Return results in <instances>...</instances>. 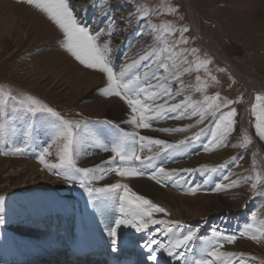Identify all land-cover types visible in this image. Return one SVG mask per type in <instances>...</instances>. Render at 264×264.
Wrapping results in <instances>:
<instances>
[{"label": "rangeland", "instance_id": "374dc122", "mask_svg": "<svg viewBox=\"0 0 264 264\" xmlns=\"http://www.w3.org/2000/svg\"><path fill=\"white\" fill-rule=\"evenodd\" d=\"M1 1L7 8L0 3V101H3L5 95L14 96L17 100L32 96L64 119L86 123L87 128L81 133L79 155L75 157L76 166L98 170L84 178L80 173L69 177L64 168L50 171L44 167L38 158L49 145H52L51 155L45 159L48 163H58L57 145L52 143L57 121L46 114L32 116L25 113L15 101L9 100L4 105V115L0 117V123L7 128L5 143L0 147V197H3L0 203V252H3L5 242L16 261L20 260L22 264H29L33 255L49 257L42 255L54 248L46 243V239L52 235L51 240H58L60 230L65 229L64 224H67L68 234L76 242L80 239L89 242L86 236L93 228L108 235L111 228L116 227V221L123 218L119 201V194L123 190H119L113 199L96 189L121 180L119 176L114 177L116 174L110 169L132 166L144 171V175L136 176L143 179H140L143 183L136 185L137 188L131 187L126 177L127 183L124 177L119 183L127 184L137 195L164 209L158 215L165 222L150 225L135 243L137 247L155 239L162 246L152 245L149 252L152 251L151 254L157 256L159 261L163 259L161 264H195L204 257L209 259L205 253L211 247L203 243L210 241L213 231H216L221 233V237H237L231 243L222 238H214L212 245L217 246V251L235 254L226 255L223 262L264 264V237L258 240L249 238L259 235L256 230L264 227V139L257 135V120L252 112V106L257 103L256 96L259 94L264 97V0H189L198 15L196 24L199 32H202L204 44L198 40L184 0H68L78 23L93 33H100L97 44H107L108 58L115 71L119 72L123 66L136 62L129 69L130 77L147 72L148 76L144 79L147 84L161 85L152 91L150 89V92L156 93L155 96L161 100L168 99L165 103L169 106L185 102L179 111L166 112L164 119L157 120V117L149 120V128H139L127 122L132 113L123 100L124 116L118 120L109 117L107 103L102 102L106 97L98 88V85L103 88L106 86V77L97 70L76 63L75 58L62 49L63 33L46 14L23 0ZM109 31L111 35L106 34ZM212 44L217 46L218 53L229 58L240 74L256 83L251 86L253 99L244 119L253 138L238 128L247 90L233 76L234 73L227 68L225 61L219 60L209 49ZM161 61L169 65V71L159 67ZM173 65L179 79L172 78ZM72 66L86 76H83L86 79L82 83L70 80V75L64 79L59 73H54L59 72L58 68L72 69ZM166 88H170L171 96L165 94ZM217 94L219 99L215 103L221 107L213 116L215 109L209 108V104L214 102L211 99L205 101V97L211 98ZM154 99L148 103L153 105ZM225 101L233 103L224 106ZM194 108L196 115H192ZM231 109H235L236 113L232 117L234 123L231 130L225 131L222 125L218 129L216 121L220 114ZM201 112L205 113L203 119ZM181 113H184L183 118H172ZM170 118L172 120L169 123ZM121 130L134 134L137 141L139 136H150L151 139L162 140L173 147L147 145L145 142L146 147L140 155L142 158L152 156L153 163L149 165L145 160L143 163L133 161L122 165L118 158V161L112 160L111 151L103 150L104 146L111 147L120 137ZM254 138L260 147L256 152ZM241 144L245 146L241 147ZM17 148L24 150L17 152ZM149 148L151 151H148ZM254 155L261 158L263 168L254 159ZM96 157L101 158L99 163ZM23 162H35L37 173L28 176L35 171L30 168L25 177L15 175L13 171H17ZM160 168L164 172H159ZM44 174L51 183L59 184L62 188H47ZM35 175H38L37 180L32 178ZM95 176H102L103 180L95 179ZM153 176L155 178H151ZM227 176L230 180L225 179ZM146 179H150V182ZM82 180L84 187H81ZM223 180L225 184L218 186ZM253 183H256L255 189L251 186ZM89 189L92 190L91 194ZM57 201H60V205ZM97 213L112 215L110 225L106 224L109 228L102 229L100 221L101 229L94 227L97 225L96 218L98 220L100 217ZM40 220L44 226H40ZM125 227L121 225L118 228L125 233ZM169 227L172 228L171 232L166 231ZM189 230L197 232L196 238L187 247L175 250L177 253L183 252L184 256L179 260L169 256L170 243ZM124 237H128V234H124ZM90 250L94 251L95 248ZM107 250H111V246ZM61 253L56 255L58 260L63 255ZM134 257L143 258L137 253ZM0 258V264H6L1 253ZM110 258L107 257L109 263L112 262ZM16 261L9 264H16Z\"/></svg>", "mask_w": 264, "mask_h": 264}, {"label": "snow or ice", "instance_id": "6c2138e0", "mask_svg": "<svg viewBox=\"0 0 264 264\" xmlns=\"http://www.w3.org/2000/svg\"><path fill=\"white\" fill-rule=\"evenodd\" d=\"M24 3L34 6L39 9L42 13L46 14L49 20H51L63 33L62 47L78 61L81 65L86 68L97 70L104 74L107 80V84L104 88L100 89L101 93L105 97L116 96L123 100L131 109V117L127 121L128 123L135 125L139 128H149V119L145 113L152 112L155 115H159L162 111H167L175 113L185 106V102L181 104H173L164 109L162 105L151 106L148 101L154 99L156 93L150 92V89L160 87L161 85H151L144 81V77L148 76L145 72L143 75L137 74L134 76H129V69L135 66L125 65L121 68L119 72L115 71L114 65L108 58L107 44L101 46L97 44V40L100 37V33H93L88 27L82 26L78 23L77 17L74 15L73 10L69 7L68 0H23ZM187 31V29H183ZM111 35V31L106 33ZM195 51V50H193ZM141 59H147V57H142ZM168 59H171L169 57ZM186 62V61H185ZM207 63V62H205ZM150 67V65H146ZM159 67L169 71V65L160 62ZM191 69H185V71H190ZM199 70V66L196 68ZM154 75V74H153ZM171 75L173 79H179V75L175 71V65L172 66ZM161 79V78H157ZM166 79V78H164ZM199 76L197 80L199 81ZM215 80V77H212ZM143 82V83H142ZM202 91V89H197ZM165 94L171 96L170 88H166ZM141 94H143V99H141ZM179 94V91L178 93ZM211 99L214 103L209 104V108L215 109L213 111V116L219 111L221 105L215 103L219 99L218 94L214 97H205V101ZM9 100L15 101L20 109L25 113L36 116L37 114L49 115L57 121L56 125V135L53 140V144L57 145L56 156L58 163H48L45 159L46 156L51 155L49 147L44 148L40 153L39 162L50 171L52 169L64 168L67 170L66 174L70 177L74 173H80L82 177L88 178L98 169L89 168H78L76 166L75 157L79 155V146L81 144V133L83 129L87 128V124L80 121L66 120L61 117L57 112H55L51 107L43 104L40 100L35 97L28 96L26 99L17 100L16 97L11 95H5L3 101H0V117L4 115V105L7 104ZM257 103L252 106V112L256 116V129L257 135L261 139H264V97L259 94L256 96ZM233 103V101H225L224 106ZM187 106L191 107V104ZM201 119H203L204 112H201ZM235 109H231L227 113H221L218 120L216 121V127L219 129L221 125L225 131H230L231 126L234 123L232 117L235 116ZM192 115H196L195 108L193 109ZM184 117V113L179 116H174L172 118L181 119ZM161 131H169V129H161ZM7 133L6 125L0 123V147L5 143V135ZM215 138V133L213 134ZM147 145L155 144L162 145L166 148L173 147L172 145H167L166 142L162 140H154L146 136H139V141L132 133H126L121 130L120 137L115 140L111 147L104 146V151H111L112 160L115 161L117 158L120 160L121 164L130 163L133 161H139L143 163L145 160L151 164L153 157L140 155ZM250 142V141H249ZM137 143H139V151L137 150ZM244 147V144L240 145ZM23 148H17V152H22ZM163 150V149H162ZM207 150V148L205 149ZM151 151V148L148 149ZM115 171V174L120 177L127 176H140L144 175V171L132 166H122L115 169H110ZM159 172H164L163 168L158 169ZM95 179H102V176H95ZM151 178H155L154 176ZM227 179V177H225ZM248 179V178H246ZM234 183V182H233ZM252 188H256V183H253ZM81 187H84L83 180L81 181ZM123 190L122 194H119L120 201V211L123 214V218L116 221V227L111 228L110 236L113 237L112 244L113 250L115 251V245L117 243V228L121 225L129 226L134 228L137 232L145 231L153 224H164L163 220L153 219V213L164 212V209L159 208L154 205L150 200L144 198L143 196L137 195L133 192L127 184L114 183L107 185L104 188L96 189L100 193L107 194L110 198L115 199L119 190ZM91 189L89 193L91 194ZM195 191V190H193ZM3 202V197H0V203ZM253 219L255 220V214H253ZM2 223V220H0ZM175 226V222H173ZM160 231V229H157ZM167 232H171L172 228L166 229ZM257 233L259 235H252L251 239L258 240L264 237V227L258 228ZM243 235V234H242ZM197 236V232L189 230L187 234H181L179 238L170 243L168 247L169 256H174L176 259H180L184 256L183 252L177 253L175 250L183 247H187L188 244ZM213 238L225 239L228 243H231L237 239L235 235L228 237H221V233L213 231ZM152 245H159V242L152 239L150 243L146 244L145 247L151 248ZM222 246V245H221ZM223 255L232 256L233 253H221L217 251V246L212 245L210 250L207 252V256L212 257V259H200L195 262V264H214L215 260H218ZM148 259L155 262L157 261V256L149 253Z\"/></svg>", "mask_w": 264, "mask_h": 264}, {"label": "bare ground", "instance_id": "6f19581e", "mask_svg": "<svg viewBox=\"0 0 264 264\" xmlns=\"http://www.w3.org/2000/svg\"><path fill=\"white\" fill-rule=\"evenodd\" d=\"M185 1V5H186V8H187V10H188V13H189V16L191 17V19L190 20H192V26H193V28H194V30H195V32L197 33V35H198V40H199V42L200 43H202V44H204L205 43V40L203 39V38H201L202 36H201V33L202 32H199V30H198V26H197V24H196V10H195V8L191 5V3H190V1L188 0H184ZM235 1V0H234ZM0 3H2L3 4V2L1 1ZM235 3V2H234ZM4 6H5V4H3ZM2 7V6H1ZM0 7V8H1ZM6 7V6H5ZM7 8V7H6ZM4 9V8H3ZM8 12V11H7ZM6 13V12H5ZM3 14H4V12H3ZM3 14H2V17H3ZM7 14V13H6ZM1 16V15H0ZM4 16H6V15H4ZM198 21V20H197ZM213 41V40H212ZM214 42V41H213ZM207 46V45H206ZM52 47H53V45H52ZM208 47V46H207ZM49 48V47H48ZM47 49V48H46ZM62 49H64V48H62ZM61 49V50H62ZM209 49L212 51V52H214L215 53V55L218 57V59L219 60H221V61H225L224 62V64L226 63V66H227V68L228 69H230L231 70V72H233L234 74H233V76H235L236 78H238V80H240L241 82H242V84L245 86V88H246V90H247V95H246V102H245V104H244V107H243V109H242V111H241V113H240V115H239V119H238V128H239V130L241 131V132H243L244 134H246V135H249L250 134V132L248 131V129L246 128V125H245V123H244V119H245V117H246V115H247V111H248V108H249V106L251 105V103H252V99H253V92H252V89H251V86H253V85H255L256 83H254V81H252L250 78H248V77H245V76H243L242 74H240L239 73V71H237V69L235 68V67H233L232 66V64H231V62H230V60H229V58H227L223 53H221V52H217L218 50H217V46L215 45V44H212L210 47H209ZM208 49V50H209ZM53 50V49H52ZM59 50V49H58ZM209 50V51H210ZM50 51V50H49ZM54 51V50H53ZM60 51V50H59ZM51 53V52H50ZM52 54V53H51ZM62 54V53H61ZM55 55V54H54ZM58 55V54H57ZM56 55V56H57ZM55 59V58H54ZM134 60V59H133ZM53 61V60H52ZM58 61V60H57ZM56 62V61H55ZM76 63H78V61H75ZM74 63V62H73ZM51 64V63H50ZM77 65V64H76ZM69 67V66H68ZM73 67V66H72ZM58 70H59V72H54L55 73V75L57 74V73H59L63 78L67 75H70V77H69V79L70 80H72V81H75L76 83H78V82H81L82 80H84V79H86L85 77V75L83 74V72H77V70H75V68L73 67L72 69H69V68H58ZM50 73V72H49ZM53 73V74H54ZM86 73V72H85ZM237 73V74H236ZM237 76H236V75ZM83 76H85V77H83ZM92 76V75H91ZM49 77V76H48ZM58 77V76H57ZM61 77V78H62ZM51 78V77H50ZM49 78V79H50ZM89 77H87V80H89L88 79ZM56 79V78H55ZM65 79V78H64ZM144 79H145V77H144ZM57 80V79H56ZM56 80H55V82H56ZM66 81H68L67 79H66ZM49 83H51V82H49ZM58 83V82H57ZM82 83V82H81ZM86 83H87V81H86ZM98 83V82H97ZM56 84V83H55ZM84 84V83H83ZM82 84V85H83ZM89 84V83H88ZM87 84V85H88ZM100 84V83H99ZM76 85V84H75ZM86 85V86H87ZM98 85V84H97ZM99 87V89H102L103 88V86L102 85H98ZM72 88V87H71ZM255 89V88H254ZM258 90V89H257ZM83 91V90H82ZM151 91H152V89H151ZM104 101H102V102H106L107 104V108L106 109H108L107 110V114L109 115V117H111L112 119H117L118 120V118H121V117H123L124 116V114L122 115V113H123V110L125 109L124 108V106H123V104L122 103H124L123 101H121V99L119 98V97H116V96H111V97H106V99H103ZM165 101H169L168 99H166V100H161V99H159V96H155V99L153 100V105L151 104V106H153V107H155L156 105H162L163 107H164V109H167V107L169 106L168 105V103L166 102L165 103ZM104 104V103H103ZM126 111V110H125ZM166 112L167 111H162V112H160V114L157 116V115H155L154 113H152V112H149V113H147V116L148 117H152L151 119H154V118H157V120H159V119H164L165 118V115L164 114H166ZM127 116V115H126ZM168 118H169V116H168ZM151 119H149V120H151ZM175 119V118H174ZM173 119V120H174ZM171 120H172V118H170L169 120H168V122L170 123L171 122ZM165 121V120H164ZM121 122V121H120ZM122 123V122H121ZM166 123V122H165ZM168 123V124H169ZM116 124V123H115ZM201 130V129H200ZM17 131V130H16ZM125 131V130H124ZM15 132V131H14ZM168 133V132H167ZM13 135V134H12ZM151 135V134H150ZM251 135V137L253 138V136H252V134H250ZM16 137H18V135L16 136ZM15 137V138H16ZM150 137V136H149ZM250 137V136H249ZM156 140V139H155ZM254 140H255V146H254V152H256L260 147H259V143H257V140L254 138ZM35 152H37V151H35ZM29 154H31V153H29ZM29 154H27V155H29ZM38 154V153H37ZM144 154V153H143ZM200 154V153H199ZM107 155H109V154H107ZM153 155V154H152ZM160 155V154H159ZM218 155V154H217ZM110 156V155H109ZM221 156V155H220ZM204 157V156H203ZM254 157V159L258 162V164L260 165V167L261 168H263V166H262V164H261V158L260 157H256L255 155L253 156ZM90 158V157H89ZM103 158V157H102ZM96 162H98L99 163V161L101 160V158H98V157H96ZM214 159V158H213ZM108 160V159H107ZM89 161V160H88ZM109 161V160H108ZM111 161V160H110ZM117 161H118V159H117ZM188 161V160H187ZM104 162V161H103ZM195 163L197 162L196 160L194 161ZM35 162H33V163H25V162H23V163H21L19 166L20 167H17L18 168V170L17 171H13L14 172V174L15 175H19V176H21V177H25L26 175H28V172H29V170H30V168H32V169H37V166L34 164ZM119 163V162H118ZM153 163V162H152ZM101 164V163H100ZM197 164H199V163H197ZM5 166V165H4ZM169 166V165H168ZM3 167V166H2ZM149 167V166H148ZM198 168V167H197ZM39 169V168H38ZM12 170V169H11ZM115 172V171H114ZM37 173V170H35L32 174H30V175H28V176H32V175H34V174H36ZM167 173V172H166ZM155 174H157V173H155ZM45 175V174H44ZM73 175V174H72ZM103 175V174H102ZM114 177H116L117 175H113ZM32 178H34L35 180H37V178H38V175H35V176H33ZM45 178L47 179L45 182H47L45 185L47 186V188H49V189H61L62 188V186L61 185H59V184H53V183H51L50 181H49V179L47 178V176L45 175ZM119 179H121V180H123L122 179V177H118ZM125 178V177H124ZM127 178V181H128V184L131 186V187H136L137 188V186L136 185H139V184H142L143 182H141L140 181V179H138L136 176H131V177H126ZM126 178H125V181H126ZM227 178L229 179V176H227ZM108 179V178H107ZM109 179H111L112 180V178L110 177ZM109 179H108V181H109ZM164 179H166V178H164ZM69 180V179H68ZM103 180V179H102ZM120 180V181H121ZM142 181H143V179H141ZM146 180H148V179H146ZM150 180V179H149ZM148 180V181H149ZM230 180V179H229ZM228 180V181H229ZM49 181V182H48ZM106 181V180H105ZM119 181V182H120ZM127 181H126V183H127ZM145 181V180H144ZM147 181V182H148ZM232 181V180H231ZM118 182V183H119ZM147 182H146V184H147ZM150 182V181H149ZM154 182V181H153ZM111 183H112V181H111ZM114 184V183H113ZM225 184V181L223 180V181H221L219 184H218V186H223ZM226 184H227V182H226ZM230 184V183H229ZM100 185V184H99ZM104 185V184H103ZM109 185V184H108ZM149 185V184H148ZM150 185H151V183H150ZM61 187V188H60ZM141 186H139L138 188H140ZM135 188V189H136ZM190 188V187H189ZM219 188V187H218ZM152 189H153V187H152ZM144 190H148V189H144ZM156 190H157V188H156ZM143 191V190H142ZM150 191V190H149ZM164 191V190H163ZM229 191V190H228ZM66 192V191H65ZM139 192V191H138ZM145 192V191H144ZM143 192V193H144ZM170 192V191H169ZM146 193V192H145ZM151 194L150 195H152V190H151V192H150ZM165 194L166 193H168V192H164ZM173 193V192H172ZM137 194V193H136ZM157 194V193H156ZM67 195V194H66ZM173 195V194H172ZM197 195V194H196ZM238 195V194H237ZM157 196V195H156ZM155 196V197H156ZM154 197V196H153ZM160 197V196H159ZM168 197V196H167ZM182 197H184V196H182ZM67 198H69L70 199V196L69 195H67ZM163 198H165V196L163 197ZM172 198H173V196H172ZM200 197H198V199H199ZM204 198V197H203ZM58 200H60L59 198H57ZM166 199V198H165ZM185 200L187 199V198H184ZM168 200V199H167ZM178 200V199H177ZM164 201H166V200H164ZM171 201V200H170ZM174 201V200H173ZM111 202V201H110ZM56 203H58L59 205H60V201H57ZM165 203V202H164ZM166 203H168V202H166ZM174 204V203H173ZM173 204H171L172 206H173ZM190 205V204H189ZM176 206V205H175ZM187 208V207H186ZM216 208V207H215ZM208 211V210H207ZM64 212V211H63ZM205 212V211H204ZM44 213V212H43ZM203 213V212H202ZM37 214V213H36ZM158 214H160V213H153V219H157V220H161V217L158 215ZM97 215L98 216H100V217H98V220H97V218H96V224L98 225H96V226H94V227H97L98 229H101V227H100V225H99V221L100 222H102V229L103 228H105V229H107V228H109L106 224L108 223V225H110V221L112 220V215H108V216H104L102 213L100 214H98L97 213ZM167 215V214H166ZM193 215H195V214H193ZM101 216H104V217H101ZM107 219V220H104V219ZM196 218V217H195ZM163 219V218H162ZM169 219V218H168ZM104 220V221H103ZM183 220H184V218H183ZM182 220V221H183ZM190 221V220H189ZM41 222V223H40ZM40 226H44V223H42V220H40ZM167 224V223H166ZM169 224V223H168ZM155 225H157V224H155ZM65 226V229L64 230H60V237H59V239L58 240H51V238H50V236H52V235H50L49 237H47V239H46V243L47 244H49V245H51V247H54L53 248V250H50V248H48L50 251H46V252H44L45 254H42V255H49V257H47V256H42V257H38V255H33V256H31L32 258L31 259H29L30 261H29V264H54L53 262H55V260L57 259V257H56V255H59L60 254V251H62V252H65V251H68L69 252V255H73V259L74 260H76L78 257L79 258H81V259H84V258H86V254H87V252H94L93 254L94 255H96L97 257L100 255V254H102L103 255V257H105V256H107V257H110L111 256V259L110 260H112L113 259V261L112 262H110V263H113V262H115L116 261V259H118V261L116 262V263H123V262H125V261H127V262H129V263H132L133 261L134 262H136V261H138L137 262V264H161L160 263V261H162L163 259H160V261L158 260L159 258H157V261H155V262H153V261H151V260H149V259H147L148 258V254L149 253H151V252H149L150 250H152L151 248H143V246H145L144 244H142L141 246L139 245L138 247L135 245V243L136 242H138L139 240H140V238H141V234H143V232L144 231H141V232H137L134 228H131V227H129V226H126L125 227V230L127 231V232H123L124 230L123 229H121V228H117V237H116V240H117V243H116V245H115V248H116V250L114 251L113 250V244H112V240H113V237H111V238H109V235L110 234H104L103 233V231H101V230H96V229H94L93 228V230H91L90 232H93V233H88V236H86L87 238H89L90 239V241L88 242V240H86V239H80L79 240V242H76V241H74V240H72V236L70 235V234H68V230H69V228H68V226H67V224H64L63 225V227ZM67 229V230H66ZM122 230V231H121ZM62 231H63V233H62ZM70 233V232H69ZM124 234H128V237H124ZM56 235H58V234H56ZM105 235V236H104ZM159 235H161V233H159ZM144 236H145V234H144ZM176 237V236H175ZM178 238V237H177ZM210 241H208V242H206V243H203V245L204 246H206V247H211V245L214 243L213 241H214V238H211V239H209ZM96 242L97 244H95V245H93L94 244V242ZM66 242V243H65ZM142 243V242H141ZM108 246H111V250H107L108 249ZM62 250H61V249ZM65 250H64V249ZM90 248L91 249H93V248H95V250L94 251H91L90 250ZM135 249V250H134ZM231 249V248H230ZM2 250H3V252H0L1 253V255H2V258L4 259V262L6 263V264H9L10 262H12V261H16V259H15V257H14V255H13V252H11L10 250V248H7V245H6V243L5 242H3V246H2ZM52 251V252H51ZM59 251V252H58ZM206 252V251H205ZM204 252V253H205ZM138 254V255H140L141 257H143V258H141V259H135V260H133L132 259V257H134V255L135 254ZM200 253H201V251H200ZM203 253V252H202ZM201 253V254H202ZM205 254H207V253H205ZM204 256V255H203ZM206 256V255H205ZM224 256V255H223ZM89 256H87V258H88ZM207 257H209V256H207ZM139 258V257H138ZM226 258V255H225V257H221L220 259H218V260H215L214 261V264H227L226 263V261H224L223 262V259H225ZM1 259V258H0ZM50 259H53V262H50ZM119 259H123V260H119ZM145 259V260H144ZM202 259H208V258H202ZM209 259H212V257H209ZM58 260V259H57ZM22 262H24L23 260H21ZM32 261V262H31ZM59 261V260H58ZM144 261L146 262V263H144ZM31 262V263H30ZM95 263H97V261L96 262H94L93 264H95ZM116 263H113V264H116ZM231 263V262H230ZM16 264H22V263H20V260L19 261H16ZM26 264V263H25ZM162 264H168L167 262H162Z\"/></svg>", "mask_w": 264, "mask_h": 264}, {"label": "water", "instance_id": "95a60500", "mask_svg": "<svg viewBox=\"0 0 264 264\" xmlns=\"http://www.w3.org/2000/svg\"><path fill=\"white\" fill-rule=\"evenodd\" d=\"M197 17H198V15H197ZM262 91V90H261Z\"/></svg>", "mask_w": 264, "mask_h": 264}]
</instances>
